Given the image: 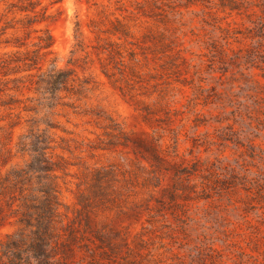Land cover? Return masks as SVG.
I'll return each mask as SVG.
<instances>
[{"label":"clouds","instance_id":"1","mask_svg":"<svg viewBox=\"0 0 264 264\" xmlns=\"http://www.w3.org/2000/svg\"><path fill=\"white\" fill-rule=\"evenodd\" d=\"M71 2L61 0L57 7ZM130 2L133 7L164 11L171 0ZM47 3L40 0L30 15L40 13ZM105 3L107 0L98 3L96 11L101 12ZM112 5L127 7L124 0L119 4L112 0L101 15H107ZM9 7L4 5L5 10ZM198 12L199 6L190 9L189 18ZM77 18L70 17L69 22ZM76 27L78 40L70 45L72 54L65 53L58 64L60 80L69 83L77 76L71 66L63 69L66 60L75 63L90 55L86 46L74 47L84 40ZM168 27L161 18L159 32L165 33ZM187 30H199L195 19ZM191 39L199 36L179 44L181 54L188 58L185 70L193 77L187 90L177 83L178 70L175 75L165 71L154 74L155 85L147 77L113 78V88L123 89V111L107 93L96 92L78 100L64 97L61 102L95 105L97 114L106 116L110 124L113 143L109 148L127 152L126 168L112 177L104 196L106 204L116 208L117 218L137 213L140 229L124 230L128 250L139 264H192L200 250L214 264H264V102L254 97L256 88L237 87L229 64L221 62L218 68L223 79L207 76L203 62L190 55L197 51ZM214 59L209 56V63ZM24 167H31L27 158ZM79 200L82 205L84 196ZM9 207L13 216L23 211L21 201L18 205L9 202ZM90 207L83 204V212H89ZM63 228L67 227L57 226ZM21 229L26 236L32 231L17 223L7 231L0 230V241L15 237ZM139 242L143 247L137 249ZM256 245H260L257 251H249Z\"/></svg>","mask_w":264,"mask_h":264},{"label":"trees","instance_id":"2","mask_svg":"<svg viewBox=\"0 0 264 264\" xmlns=\"http://www.w3.org/2000/svg\"><path fill=\"white\" fill-rule=\"evenodd\" d=\"M196 1L204 2L206 8L210 7L209 0ZM196 1H189V4H196ZM219 1L220 8L228 10V14L251 12L246 14L248 19L255 18L251 21V30L264 43V0ZM25 2L27 7L24 6ZM39 3L40 0H0V230L5 226L12 228L17 223H23L24 228L32 229L27 236L21 229L15 237H5L0 241V264H32L33 260L36 264H81L89 259L96 260V256L100 260L116 258L121 245L128 248L121 232L108 228L101 220L91 225L90 217L100 219L116 212L113 205L106 204L104 190L112 177L118 176L127 165L113 163L94 168L83 167L76 177L78 181L75 184L74 207L70 209L63 203L61 182L64 181L60 180L70 175L68 170L71 167L79 164L72 163L62 155L64 152L72 154L73 147L71 139L55 133L60 131L67 134L56 120L60 111L65 116L67 108L75 115L90 117L95 124L105 123L100 127L103 131L101 136H97L94 143L86 145L91 156L96 151L115 152L120 147L109 148L113 143L110 139V124L106 116L97 114L96 107H84L79 102H61L64 97L88 99L89 93L94 89V82L86 77L79 78L76 71V80L70 83L60 80L58 73L61 69L57 67L55 59L48 58L53 55L54 45L49 25L56 23L61 17V8L57 7L61 0H48L40 13L30 15ZM5 4L10 5L7 10L4 8ZM254 8L260 14L252 11ZM38 23L44 27L37 29L35 25ZM114 23L116 24H112L111 29L103 30L99 27L102 22L91 21V25L97 30L91 32L96 34L99 44L91 47L93 51H89L90 55L95 54L101 73L111 84L113 78H118L114 70L121 77L125 73L126 77L137 78L139 73L135 63H131L129 67L124 64L120 44L110 41L109 36L129 35L118 19ZM77 25L80 36L84 37L80 22L76 21L75 40H78ZM101 35L106 36L102 41ZM85 46L90 47L84 40L74 45ZM262 46L264 48V44ZM130 54V58L135 57L134 53ZM90 55L83 60L87 64L94 62ZM102 55L105 57L102 58ZM260 57L264 64V53ZM46 62H49V67L43 70ZM75 63L68 61L73 66ZM22 123H25L26 129L18 136L14 147H10L13 130ZM58 150L62 153H56ZM119 153L125 162L127 152L121 148ZM14 158H20L22 164L9 165ZM25 158L31 162L28 170L24 167ZM81 196H84L82 205H91L89 212H83L79 200ZM19 201L23 211L13 216L9 202L18 205ZM69 211L71 218L66 215ZM60 224L67 228L58 230L57 226ZM77 253L82 255L80 261H70Z\"/></svg>","mask_w":264,"mask_h":264},{"label":"rangeland","instance_id":"3","mask_svg":"<svg viewBox=\"0 0 264 264\" xmlns=\"http://www.w3.org/2000/svg\"><path fill=\"white\" fill-rule=\"evenodd\" d=\"M189 1L196 0H171L168 7L161 11L159 8L145 10L140 6L133 7L130 0H124L127 7L112 5V10L107 15H101L102 12L107 11V6L112 4V0H107L105 8L101 12H97L96 8L97 4L104 3V0H72L71 4L60 7L62 11L60 19L49 25V30L54 37V45L52 47L53 55L48 59H55L58 67L59 61L65 56V53L71 55L70 45L72 41H75L74 28L76 21L80 22L81 31L85 37L84 42L90 46L88 50L91 52L93 51L91 47H97L99 44L96 40V34L91 32L97 31L91 25V21L102 22L99 27L107 30L111 29L112 24H116L114 23L115 19H118L125 26L129 35L127 37H122L120 34L109 36L110 41L120 44L124 64L129 67L132 65L131 63H135L139 69L138 77L141 79L147 77L149 82L155 85L154 74L169 71L175 75L178 70L180 75L177 83L181 88L187 90L189 84L193 83V77L185 70L184 66L187 65L188 58L181 54L179 44L188 37L195 38L199 36V39H191L190 41L192 46L197 48V51L191 52L190 55L196 61L203 62V72L209 77L223 79L224 74L219 73L218 68L221 66V62L229 64L235 76L233 82L236 83L237 87L256 88V92L253 93L254 97L264 102V64L261 62L260 57L264 53L262 46L264 43L262 39L256 36L257 33L251 30L253 28L251 21L255 18L248 19L246 17V14L251 12L242 13L241 15L228 14V10L223 11L220 8L219 0H216V2L209 0L210 7L208 8L204 6L206 4L202 1H196V4L193 5L189 4ZM255 1L257 2V0ZM116 3L119 4L120 0H116ZM197 6L200 8V12L196 13L194 18H189V10ZM254 9L256 14H260L257 8ZM209 11L210 14H207ZM74 16L78 18L70 23V17ZM161 18H164L169 25L165 33H160L158 30ZM193 19H195V24L199 25V30L186 31L189 24L193 23ZM101 38L102 41L106 36L101 35ZM200 49H203V51H200ZM130 53H134L135 57L130 58V55H132ZM209 56L215 57L211 63L208 60ZM103 57L105 55H102ZM90 59L94 62L87 64L78 60L74 66L68 64L69 60H66L63 68L71 66L75 69L79 78L86 77L94 82V89L89 93V96L96 92L107 93L112 96V103L119 104L120 110L123 111V89L113 88L109 80L101 73L100 63L94 53L90 55ZM48 67L49 62H46L42 68L45 70ZM193 67H196V65H193ZM125 70L128 71V69ZM114 72L118 78L121 77L118 71L114 70ZM122 77H125V73ZM127 78L129 80L136 79V77L130 76ZM201 82H203V79ZM92 106L96 107L95 105ZM65 111L67 115L64 116L60 111V116L56 120L67 134L60 131L55 133L57 136L72 140V154L64 152L62 155L70 159L72 163L79 164V167H71L68 170L70 175L60 180L65 183L61 182L62 201L72 209L75 203V184L78 181L76 177L83 167L94 168L113 163L125 164L126 161L123 162V156L119 153L121 148H118L115 152L96 151L91 156L86 145L90 142L94 143L97 136H101L103 131L100 127L105 123L95 124L90 117L75 115L67 108H65ZM261 111H264V103H262ZM193 124L194 119L188 127L191 128ZM25 129V123L14 128L10 147H14L18 136ZM56 153L60 154L62 152L58 150ZM125 157L127 158V156ZM14 163L21 165L22 160L14 158L9 165ZM8 167L7 165V169ZM61 211L64 212V209ZM66 215L69 218L72 217L70 211ZM135 216V213L130 212L117 218L116 212H113L100 219L90 217V223L94 225L101 220L106 223L108 228L121 232V237L126 240L125 227L130 232H137L141 227L140 220L135 219ZM140 219H143V217ZM9 229H11L9 226H5L1 230L7 231ZM256 243L260 242L257 241ZM136 247L137 249L142 248L143 243H137ZM259 247L260 245L253 246L249 251H257ZM81 256V253H77L70 261L78 262ZM96 260L90 261L89 259L81 264H139L132 251L124 245L120 246L116 258L100 260L96 256ZM192 264H214V261L205 251L200 250L193 258Z\"/></svg>","mask_w":264,"mask_h":264}]
</instances>
